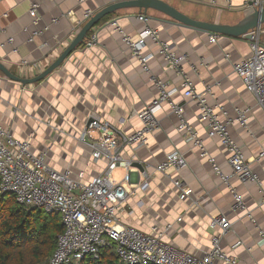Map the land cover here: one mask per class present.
<instances>
[{
  "label": "crops",
  "instance_id": "obj_1",
  "mask_svg": "<svg viewBox=\"0 0 264 264\" xmlns=\"http://www.w3.org/2000/svg\"><path fill=\"white\" fill-rule=\"evenodd\" d=\"M116 0H0V62L11 73L32 78L44 71L74 39L81 27L96 13ZM190 18L222 24H235L248 12L243 0H162ZM214 1V3H212ZM37 5V16L29 14ZM86 14H90L85 18ZM142 16L144 19L139 20ZM146 29L155 30L158 42L168 46L176 57L183 56L178 67L191 82L195 92L208 87L207 103L218 105L224 114L218 121L240 148L256 183L240 184L232 177L229 183L243 198L247 211L264 233V109L246 90L234 73L233 64L251 56L249 41L244 37L218 35L182 26L155 11L145 14L137 9L119 10L101 19L88 33L96 36L92 47L85 41L44 80L22 86L0 73V125L16 139H28L30 151L42 154L44 162L56 171L68 170L73 179L82 175L88 182L105 167L91 158L82 142V133L91 118L101 119L130 135L141 127L135 113L149 105L159 93L156 81L165 83L170 100L184 108L183 117L204 141L209 157L223 174L229 175L227 151L219 137L207 138L206 121L198 119V108L183 97L181 75L160 54V45L146 40L144 53L151 54L148 71L142 70L131 48L123 41L138 39ZM264 46V25L258 30ZM10 40V42H9ZM234 108H248L245 126L235 122ZM160 128L147 136L145 145L126 148L123 156L139 164L143 171L131 173L130 194L120 212L123 225L148 233L170 223L164 240L189 254L200 256L211 248L214 235L208 223L212 217L224 216L231 230L221 239L224 252L236 264H264V243L258 229L245 211H234V199L213 170L207 158L187 142L176 128L177 117L169 104L162 103L156 115ZM120 123H123L122 125ZM178 153L184 159L180 168L164 174L154 167L166 155ZM135 167V166H134ZM136 168V167H135ZM122 171V169H117ZM113 173L115 180L119 181ZM148 188L141 190L146 179ZM179 178L189 189V198L180 201L170 179ZM180 218V222L176 219Z\"/></svg>",
  "mask_w": 264,
  "mask_h": 264
},
{
  "label": "built area",
  "instance_id": "obj_2",
  "mask_svg": "<svg viewBox=\"0 0 264 264\" xmlns=\"http://www.w3.org/2000/svg\"><path fill=\"white\" fill-rule=\"evenodd\" d=\"M230 2L231 0H228L229 6ZM243 7L248 10L260 9L264 7V0H243ZM29 14L32 17L37 16L36 4L30 6ZM89 16L90 14H86L85 18ZM143 19L142 16L139 17V20ZM258 30H253L249 34L251 56L233 64L232 68L246 90L255 97L257 105L264 109V46L259 41ZM217 36L210 35V41L215 42ZM148 38L158 42L157 32L146 29L138 34L137 41L133 43L127 37H123V41L132 50V56L145 72L148 71L147 63L152 58L151 54L144 53ZM95 42L96 36L91 35L86 39L85 45L92 47ZM158 44L164 60L182 77L180 87L183 97L197 106L198 119L207 122V138L219 137L221 145L226 149V162L231 169L230 174H223L209 157L204 141L184 119L183 106L170 100L173 90H169L161 81H156L159 89L157 97L143 110L135 113L141 127L132 134L127 135L120 128L101 119L91 118L87 121L82 133V142L88 145L93 160L105 163L104 169L88 182L81 181V174L78 179H73L68 170L60 172L52 169L44 162L42 154L30 151V140L16 139L0 125V195H11L18 205L26 209L38 208L45 213L59 216L62 232L57 237L55 250L47 264H79L82 258L94 257L101 248L110 245L119 264H236L234 257L224 252L220 246L221 239L231 230V223L222 215L210 219L208 226L214 231L211 248L200 256L189 254L164 240L166 231L171 227L170 223L161 229L153 226L148 233H143L131 226L123 225L120 220V212L130 189L135 186L131 184L130 175L138 169L134 167L131 159L124 158L123 151L126 148L145 145L147 136L160 128L156 115L165 102L169 104L179 121L176 130L183 134L185 141L192 142L200 157L207 158L232 194L233 210L247 213L246 216L258 229L264 243V233L247 211L242 196L229 183L234 177L242 185L246 183L260 185L258 177L251 171L240 148L227 135L225 125L218 121L219 114H226L224 109L207 103V95L210 94L208 87L202 93L195 92L191 82L178 67L183 56L176 57L166 44L159 42ZM234 112L235 122L245 126L250 110L234 108ZM262 157L264 152L258 154L256 161ZM183 165L182 156L172 153L166 155L164 161L154 167V173L164 174L169 168L176 169ZM117 169L123 170L119 181L113 177ZM170 181L180 201L189 198V189L183 180L172 178ZM139 188L141 190L148 188L147 177L140 183ZM260 201L264 205V193ZM180 221V218L176 219V222Z\"/></svg>",
  "mask_w": 264,
  "mask_h": 264
},
{
  "label": "trees",
  "instance_id": "obj_3",
  "mask_svg": "<svg viewBox=\"0 0 264 264\" xmlns=\"http://www.w3.org/2000/svg\"><path fill=\"white\" fill-rule=\"evenodd\" d=\"M61 232L57 214L38 208L29 210L11 195H0V264H47ZM79 264L119 263L110 245L94 257L82 258Z\"/></svg>",
  "mask_w": 264,
  "mask_h": 264
},
{
  "label": "water",
  "instance_id": "obj_4",
  "mask_svg": "<svg viewBox=\"0 0 264 264\" xmlns=\"http://www.w3.org/2000/svg\"><path fill=\"white\" fill-rule=\"evenodd\" d=\"M137 9L140 13H146L148 10L155 11L170 20L192 29H197L210 33L211 35H223L227 37H244L247 40L250 38V32L259 29L264 25V7L260 9L252 8L249 12L235 24L209 23L190 18L184 13L178 11L174 7L162 0H116L112 4L104 7L98 13L94 14L78 31L74 39L61 52V54L40 74L32 78H22L14 75L0 62V73L8 80L21 84L22 86L31 85L44 80L50 73L58 68L64 60L84 41L88 38L90 30L98 24L104 17L119 11ZM139 171L143 168L139 164L134 165Z\"/></svg>",
  "mask_w": 264,
  "mask_h": 264
},
{
  "label": "rangeland",
  "instance_id": "obj_5",
  "mask_svg": "<svg viewBox=\"0 0 264 264\" xmlns=\"http://www.w3.org/2000/svg\"><path fill=\"white\" fill-rule=\"evenodd\" d=\"M122 175V171L121 170H115L114 171V177L116 176L118 178V176Z\"/></svg>",
  "mask_w": 264,
  "mask_h": 264
}]
</instances>
